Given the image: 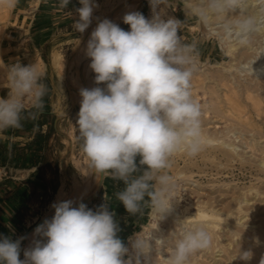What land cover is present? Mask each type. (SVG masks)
I'll return each instance as SVG.
<instances>
[{
  "label": "clouds",
  "instance_id": "obj_1",
  "mask_svg": "<svg viewBox=\"0 0 264 264\" xmlns=\"http://www.w3.org/2000/svg\"><path fill=\"white\" fill-rule=\"evenodd\" d=\"M17 2L0 0V7L13 9ZM159 2L150 0L153 8ZM69 3L60 0L61 7ZM239 3L203 0L191 4L190 11L209 24ZM79 4L73 27L84 33L98 5L95 0H79ZM123 23L130 29L105 18L91 32L86 55L97 86L80 89L76 126L90 167L126 185L116 195L127 212L140 213L147 198L159 218L169 211L173 197V178L165 171L170 157L181 149L195 155L201 147V107L192 98L193 71L187 67L193 61V46L182 44L176 19L155 14L147 18L130 11ZM258 28L264 29V10L235 19L225 33L235 32L245 43L243 38ZM251 71L255 70L251 67ZM41 80L34 65L17 62L10 67L7 98H0V132L22 128L25 119L43 110L47 86ZM26 100L33 109L28 113ZM51 207L54 215L35 229L27 248H21L27 237L12 240L0 234V264H144L141 258L152 250V234H138L130 240L134 255L129 256L130 248L118 236L115 214L103 204L95 211L83 202L74 206L72 200ZM161 242L155 239V245ZM211 244L205 226L186 230L175 240L166 264H188L192 254ZM250 256L248 251L239 254L244 261Z\"/></svg>",
  "mask_w": 264,
  "mask_h": 264
},
{
  "label": "bare ground",
  "instance_id": "obj_2",
  "mask_svg": "<svg viewBox=\"0 0 264 264\" xmlns=\"http://www.w3.org/2000/svg\"><path fill=\"white\" fill-rule=\"evenodd\" d=\"M145 1L148 7H151L152 13L148 17L151 18L156 7H152L150 0ZM110 2L106 0L107 9L101 10L102 12L95 16V21H92L93 24L91 23L85 32L79 53L69 60L62 58L56 51L50 53V66L55 70L62 87L69 90L71 101L79 108L80 89L95 87L91 80L86 78L90 71L89 57L86 55L90 33L103 19L107 18L119 24L126 13L135 10L136 0ZM202 2L203 0L195 2L183 0L185 8L190 13L191 4ZM262 10L264 0H240L235 10L226 11L223 16L206 24L207 34L218 41L219 48L224 54L223 60L228 63L226 67L222 66L223 63L219 66L226 73L221 71V75H217V84L215 83L217 87H199L197 83L200 79L196 69L202 65L193 57L189 65L193 71L190 91L194 101L198 102L199 97L204 99L199 105L209 119L207 120L209 127H201V147L195 155H189L184 149L174 154L185 156L190 161L200 158L201 161L210 162L214 166L208 173L200 171L202 172L200 176L209 175L208 178H211L208 179L209 190L197 179L194 181L196 187L185 188L184 194L180 188L172 191L173 201L170 202L169 211L159 218L151 212L150 220L142 225L141 230L128 238L130 242L138 234H152L153 247L145 257V264H166L167 257L163 256V252L171 253L175 240L180 238L184 231L201 225L205 226L212 236V244L209 248L192 254L188 264H260L264 258V218L261 217L264 216V29L258 28L248 33L243 38L245 43L240 42L235 32L225 33V27L235 19L256 16ZM34 66L43 73L42 60ZM251 67L255 70L253 74ZM2 71L7 73L3 66ZM243 72L251 76L248 81L246 79L242 82L238 79ZM1 84L2 87H8V79L2 80ZM199 88L202 90H198ZM219 123L223 124L225 129L219 131L217 129ZM235 133L237 135L231 138V134ZM235 138L249 149L250 155L246 156L237 150ZM75 140V131L72 129L64 141L70 153L69 162L79 176L70 180L68 189L63 182L57 187L53 201L49 205L47 218L51 219L54 215V208L51 207L54 203L72 200L74 206H78L80 201L89 197L94 190L96 177L100 174L90 167L85 155L80 159L72 154ZM236 169L239 170L241 177L234 174ZM182 172L177 173L183 174L180 176L181 181L187 183L192 180V174ZM246 174L248 176H245ZM239 178H249L248 184L237 182ZM174 181L173 179V183ZM257 217L258 225H255L254 218ZM155 239L162 242L155 245ZM30 243L31 241L27 242V247ZM128 247L131 248V243ZM244 251L251 253L247 261L239 258V254ZM129 255L134 253L130 250Z\"/></svg>",
  "mask_w": 264,
  "mask_h": 264
},
{
  "label": "rangeland",
  "instance_id": "obj_3",
  "mask_svg": "<svg viewBox=\"0 0 264 264\" xmlns=\"http://www.w3.org/2000/svg\"><path fill=\"white\" fill-rule=\"evenodd\" d=\"M112 1L113 0H109L110 3H114L116 0ZM192 1L195 2L196 0ZM95 3L98 7L93 11V22L100 12L105 10V8L107 9L106 0H95ZM137 6V11L141 12L147 18L150 16V13H152L151 7H148V3L145 0H136L135 10ZM34 7L38 9V14L36 16L38 18V24L36 25L34 21L30 22V18H32L31 12ZM79 7H81L79 0H70L66 8L60 6V0H18L16 7L13 9L0 7V83L2 80L8 79L9 69L14 63L20 62L24 65H35V63H40L42 60L44 62V72L46 73L51 89L49 120L51 121L52 142L51 145L45 149L41 170L43 187L39 188L30 184V182H23V178L25 181H33L28 176L27 172H9L7 174L0 170V214L4 213V215L11 218L13 221L11 222L12 224L0 221V234L12 240L19 239L20 237H27L21 243L22 249L27 248L28 237L33 230L38 227L32 228L33 225L40 219H47L46 215L49 212V205L53 201L57 187L63 182L65 183L64 186L66 189H68L67 187L70 180H72L73 177L79 176L69 162L70 153L67 143L64 141L72 129H74L76 137L72 154L80 159L85 155L82 151V142L76 126L79 106L71 101L69 90L66 87H62L60 79L49 63L50 53L52 51L58 52L61 57L66 60H69V58L79 53L83 37L87 31L86 29L84 33H79L73 27L74 21L78 19V14L75 9ZM23 8L28 10V12H25V16H29L27 25L24 22V14L19 15V10H23ZM154 12L155 15H159L165 20L172 18L180 21L178 35L181 38V42L182 44L193 46L192 55L196 57L202 65L196 69L200 79L197 86L202 88H211V86L212 88L217 87V75H221V71L226 73V71L223 69L221 70L219 66L223 63L222 66L226 67L225 65L228 63H225L223 60L225 59L224 54L219 48L218 41L207 34L208 26L202 23L196 15L187 11L183 0H160ZM214 25L216 26V24ZM129 29L130 28L125 30ZM33 44L39 49L41 54L40 57L33 51ZM43 55L46 58V62L42 58ZM88 62L90 64V58ZM2 66L7 73L2 71ZM187 67H189V65ZM86 78L90 79L94 86H97L94 79L95 73L91 69L87 73ZM250 78L251 76L247 75V72H243L238 79L244 82L246 79L248 81ZM202 88L198 90L201 91ZM8 91V87H2L1 84L0 98H7ZM200 91L199 93L201 94ZM203 100L204 99L199 97L198 103L202 104ZM30 104L31 102L29 100L25 101L26 107ZM207 118L208 117L205 116L201 107V127H209L207 124V120L209 119ZM217 126L219 131L225 129V126L221 123L217 124ZM236 135L237 133L231 134V138H234ZM234 142L238 145L237 150L239 152H243L246 156L250 155L249 149L245 148L244 144L241 145L242 142L238 141V138H235ZM218 153L219 152H217V154ZM210 168L214 169V166H212L210 162L201 161L200 158L190 161V159L185 156L173 154L169 160V167L165 171L175 180L172 191H176V189L180 188L179 190L184 194L186 192L184 190L185 188L192 189L196 187L194 181L197 179V181H201L202 185L206 186L209 190L210 182H208V179L210 180L211 178H208L210 177L209 175L200 176V173H202L200 171L208 173ZM182 171L184 174H192V180L187 183L181 181L180 176L183 174L177 175V173ZM234 174H236L237 177L242 176L237 169L234 170ZM7 175L12 177L10 178L11 181H16L18 183V186L16 185L17 187L11 186V182L7 183ZM245 176H248V174ZM98 177L97 188L92 191V193L95 194L94 199L101 189L98 185L101 175H97L96 181ZM236 181L248 184L249 178H239V181ZM93 194L90 193V196ZM9 195L12 201H15L17 207H13L9 204ZM192 195L194 196L193 193ZM172 201L173 197L170 202ZM181 203L184 204L183 201ZM151 212V208H149L147 219L144 223L150 220ZM261 217L264 218V216ZM258 220L259 217L254 218V222H256L255 225H258ZM6 224L9 226H6ZM142 225L137 231L142 229ZM129 245L130 242L127 241L126 246ZM169 255V252H163L164 257H168ZM20 258H24L23 251L21 252ZM127 258L128 256L125 257V259ZM141 259L145 264V257ZM190 259L191 256L189 257V260Z\"/></svg>",
  "mask_w": 264,
  "mask_h": 264
},
{
  "label": "trees",
  "instance_id": "obj_4",
  "mask_svg": "<svg viewBox=\"0 0 264 264\" xmlns=\"http://www.w3.org/2000/svg\"><path fill=\"white\" fill-rule=\"evenodd\" d=\"M123 29L129 27V25L121 23ZM43 60L46 62V58L43 55ZM43 83L47 86V93L44 97V108L43 110L35 117V118H27L23 121V127L20 129H8L3 131L6 135H13V136H28L34 131V137L26 142L25 144H17L13 143L9 145V141L2 142L0 140V167H4L6 173H9V168H29L37 163H40L41 166L43 164L46 144L49 136L51 135V121L49 120L50 115V84L43 78ZM26 113L33 111L32 107L26 109ZM46 126L45 132H43V126ZM139 161V157H137V163ZM144 166H141V171L143 170ZM38 172V170H37ZM140 172L134 174L139 175ZM8 176V175H7ZM7 183L11 182V179L8 177ZM104 188L107 191L106 200L108 203H104L102 197V191L98 193L95 198L96 206L95 210L100 205H105L108 210L112 211L117 218H127L130 222H134L136 225L132 229L130 225L121 224L122 222H117L119 227L123 226V230L118 232V235L122 237V240L125 243V238L133 232V230H138L139 225L143 224L147 219L148 209L150 205L146 201L142 206V210L140 213L130 214L125 209L124 205L121 201L117 199V193L124 190L126 185L123 181L118 179H113L112 177H107L104 180ZM145 224V223H144Z\"/></svg>",
  "mask_w": 264,
  "mask_h": 264
},
{
  "label": "crops",
  "instance_id": "obj_5",
  "mask_svg": "<svg viewBox=\"0 0 264 264\" xmlns=\"http://www.w3.org/2000/svg\"><path fill=\"white\" fill-rule=\"evenodd\" d=\"M137 8V7H136ZM33 11L31 12V14H32V18H30V22H32V21H34V23H35V25L36 24H38L37 23V10L38 9H36L35 7L32 9ZM20 12H19V15H21V14H24V16L23 17H25V20H24V22H25V24L27 25V23H28V19H29V16H25V12H28V10L27 9H24L23 8V10H19ZM122 23V22H121ZM121 23H120V26H121ZM128 28H130V26L129 27H127L126 29H128ZM27 40V39H26ZM27 42V41H26ZM25 45H27V44H25ZM33 51H35V53H36V55L38 56V57H40V52H39V49L35 46V44H33ZM42 74V80H41V82L43 83V78L45 77L46 78V80H47V76H46V73L43 71V73H41ZM48 81V80H47ZM49 82V81H48ZM99 86H101V87H104V85L103 84H101V85H99ZM50 99V98H49ZM49 102H50V100H49ZM30 107H32V105L30 104L28 107H26L25 106V108L26 109H28V108H30ZM45 129H46V126L44 125L43 126V132H45ZM34 137V131L30 134V135H28V136H25V137H23V136H13V135H6V134H4L3 132H0V140L2 141V142H4V141H9V145H11V144H13V143H17V144H25L26 142H28V141H30L32 138ZM51 142H52V134L49 136V138H48V140H47V144H46V147H48V146H50L51 145ZM0 170H2L4 173H6V171H5V169H4V167H0ZM37 170H38V172H37ZM41 170H42V166H41V164L40 163H37V164H35V165H33V166H31V167H29V168H9V172L11 173V172H27L28 173V176L33 180V181H25V179L23 178V182H25V183H29L30 182V184H33V186H35V187H39V188H42L43 187V182H42V174H41ZM12 178L11 176H6V178ZM107 177H111L110 175H105L104 174V177H103V180H102V183H101V185H100V190H103L102 191V197H103V201H104V203H108V201L106 200V196H107V191L105 190V188H104V180H105V178H107ZM98 180H99V177H98V179H97V181H96V184H95V187H94V190H96V188H97V182H98ZM20 183V182H19ZM18 186V183L16 182V181H11V186H14V187H17ZM10 194V193H9ZM93 194V193H92ZM1 196V195H0ZM4 198V197H3ZM94 199V198H93ZM8 201H9V204L10 205H12L13 207H17L16 206V203H15V201H12V199H11V197H10V195H9V197H8ZM109 204V203H108ZM87 206H88V208H90V209H92V210H94L95 209V206H96V201H95V199L94 200H92L91 202H89L88 204H86ZM110 211V210H109ZM112 212V211H111ZM10 215V214H9ZM13 215H15V214H13ZM114 218H115V220L117 221V222H122L121 224H126V225H130L131 226V228L133 229L134 227H135V223L134 222H130L127 218H124V216H123V218H117L116 216H114ZM0 221H5V222H7V223H11V222H13L12 221V219L11 218H9L8 216H6V215H4V213H2V214H0ZM12 224V223H11ZM142 224H140L139 225V227L141 226ZM6 226H9V225H7L6 224ZM14 226V225H13ZM15 227V226H14ZM121 228V230H123V226L122 227H120ZM36 229V228H35ZM11 231H12V229H11ZM35 231V230H34ZM34 231L30 234V236L28 237V239H27V242L28 241H32V239H33V233H34ZM136 232V230H133V232L131 233V234H129L126 238H125V245H126V242L128 241V238L132 235V234H134ZM27 235H28V233H27ZM119 237H120V235H118ZM121 238V240H123L122 239V237H120ZM124 241V240H123Z\"/></svg>",
  "mask_w": 264,
  "mask_h": 264
},
{
  "label": "water",
  "instance_id": "obj_6",
  "mask_svg": "<svg viewBox=\"0 0 264 264\" xmlns=\"http://www.w3.org/2000/svg\"><path fill=\"white\" fill-rule=\"evenodd\" d=\"M101 174V177H100V181H99V186L101 185L102 183V180H103V177H104V173H100ZM95 197V194L89 196V197H86L85 199H83L82 201H80L79 203L83 202L84 204H88L89 202H91L93 200V198ZM78 203V204H79ZM47 219H50V218H47ZM45 219H40L38 222H36L32 228L36 227V226H39L40 224L43 223Z\"/></svg>",
  "mask_w": 264,
  "mask_h": 264
}]
</instances>
